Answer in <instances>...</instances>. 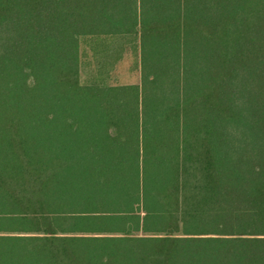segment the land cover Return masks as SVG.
Segmentation results:
<instances>
[{"label": "trees", "instance_id": "obj_1", "mask_svg": "<svg viewBox=\"0 0 264 264\" xmlns=\"http://www.w3.org/2000/svg\"><path fill=\"white\" fill-rule=\"evenodd\" d=\"M0 264H264V0H0Z\"/></svg>", "mask_w": 264, "mask_h": 264}, {"label": "rangeland", "instance_id": "obj_2", "mask_svg": "<svg viewBox=\"0 0 264 264\" xmlns=\"http://www.w3.org/2000/svg\"><path fill=\"white\" fill-rule=\"evenodd\" d=\"M85 50H87L88 55L84 57L81 70L80 81L82 84H86L87 82L91 81V47L87 45L86 49H84V52ZM133 59V57L128 55L124 56L121 62L117 64L114 71L111 73L112 75L110 80L108 81V84L126 85L139 83V70L137 69V64L134 63ZM74 136L75 135L71 137L73 138ZM75 137H77V135ZM83 138L91 139V134H85L84 137L77 138L76 140H80Z\"/></svg>", "mask_w": 264, "mask_h": 264}, {"label": "crops", "instance_id": "obj_3", "mask_svg": "<svg viewBox=\"0 0 264 264\" xmlns=\"http://www.w3.org/2000/svg\"><path fill=\"white\" fill-rule=\"evenodd\" d=\"M139 79H140V81L137 84H141L142 83V74H141L140 68H139Z\"/></svg>", "mask_w": 264, "mask_h": 264}]
</instances>
